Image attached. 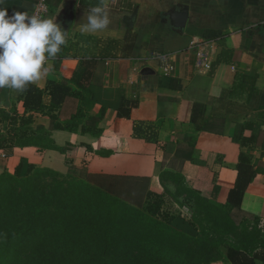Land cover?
<instances>
[{
  "label": "crops",
  "instance_id": "crops-1",
  "mask_svg": "<svg viewBox=\"0 0 264 264\" xmlns=\"http://www.w3.org/2000/svg\"><path fill=\"white\" fill-rule=\"evenodd\" d=\"M41 1V17H56L68 31L67 46L29 84L40 92L39 107L24 108L26 91L0 88V177L19 165L21 176L29 166L62 175L77 169L133 207L159 196L176 208L191 191L225 204L246 173L238 212L264 244V0H105L111 23L95 33L80 25L100 0L3 6L10 16L31 15ZM183 7L186 20L175 28L171 17ZM192 36L217 44L207 74L194 70ZM163 53L173 70L161 65ZM172 224L196 233L180 217Z\"/></svg>",
  "mask_w": 264,
  "mask_h": 264
},
{
  "label": "trees",
  "instance_id": "trees-1",
  "mask_svg": "<svg viewBox=\"0 0 264 264\" xmlns=\"http://www.w3.org/2000/svg\"><path fill=\"white\" fill-rule=\"evenodd\" d=\"M25 91L24 108L32 109L37 105L39 107L40 92L31 85H28ZM28 120L30 119H25L23 123H27ZM141 132L139 127L135 128V133ZM18 143V141L10 142L4 146V149L9 152ZM43 174L61 179L58 182L59 192L55 196V208L46 219L43 217L29 228L23 229L12 222L0 225V243L6 241L4 246H7L14 237L16 238L15 246L9 250H14L13 256L10 260H6L7 264H26L29 259L35 258L32 251L25 254L24 247L21 253L18 249L20 244L25 246L36 244L42 249L48 263L51 261L50 264H62L69 257L74 259V264H82L80 256L84 254L83 246L90 241L98 246V240L107 241L105 249L92 247L85 251V255L92 256L93 261L101 256V264H129V259L126 258L131 254V250H145L146 247H135L138 243L137 234L127 236V249L125 248L127 255L123 256L125 259L119 258L115 251L118 250L115 249L116 245L111 246L112 242L119 239L114 234L118 225L116 220L110 221L117 214L131 213L133 218L129 220L130 223L142 229L147 225V230H151L147 232V237L154 236V239L166 241V243L155 242L154 247L146 250L145 256L151 253L149 258L151 264H213L223 262L225 259L229 264H255L257 258H261L264 264V244L259 238L260 230L255 224L250 223L246 215L238 212L243 190L248 182L246 173L237 176L235 185L227 194L225 204H215L212 202L214 199L210 201L203 193L191 191L181 200H174L176 208L172 203L170 206L165 205L159 196H149L152 198L143 208L132 207L89 183L86 175L77 169L62 175L48 169L29 166L27 172L21 176L19 165L13 174L0 177V185L13 182L29 183ZM216 194L217 190L213 191L211 196L214 198ZM32 203L34 205L33 201ZM184 208H186L185 214L182 213ZM175 217L182 218L195 229L196 233L189 235L173 225L172 221ZM101 218L109 219L106 221L111 226L97 225L99 222H104ZM204 239L208 240L210 247L202 250L200 245ZM222 248L225 249V253ZM136 256L143 257L140 254L133 255ZM40 259L43 258L40 256L36 258L38 261Z\"/></svg>",
  "mask_w": 264,
  "mask_h": 264
},
{
  "label": "clouds",
  "instance_id": "clouds-1",
  "mask_svg": "<svg viewBox=\"0 0 264 264\" xmlns=\"http://www.w3.org/2000/svg\"><path fill=\"white\" fill-rule=\"evenodd\" d=\"M0 0V88L23 92L47 74L45 64L67 46L68 31L56 17L16 11L11 16ZM111 21L105 0L86 14L83 32L107 29Z\"/></svg>",
  "mask_w": 264,
  "mask_h": 264
},
{
  "label": "rangeland",
  "instance_id": "rangeland-1",
  "mask_svg": "<svg viewBox=\"0 0 264 264\" xmlns=\"http://www.w3.org/2000/svg\"><path fill=\"white\" fill-rule=\"evenodd\" d=\"M40 176L41 175H39V178L35 180L33 179L29 183L13 182L8 185L4 183L0 185V225L7 224V222H12V224H17L23 229L26 227L29 228L33 224L41 221L43 217L46 219V216L49 215L51 211H53V209L55 208V196L59 192L58 182H60L61 179L54 176H47L46 174H43L41 177ZM119 200L123 201L122 199ZM32 201L34 202V205ZM131 218H133V213H131L130 215L117 214L112 220L110 218V222L114 220L117 221L116 224L118 226L114 234L116 238H119L118 240L114 241V243L112 242L111 246L113 247L114 245H116L117 248L115 249L118 250L115 251L118 253V257H121L122 259L124 258V255H127V251L125 250L126 245L128 243L127 236H133V234H137L138 243L135 244V247H146V249H132L131 254H128L129 258L127 257L126 259H129V264H151V262L149 261L151 253L148 256H145L144 254L146 250L148 251L149 249L154 247L155 242L166 243V241L160 240L159 238L154 239V236L147 237V232L151 231L147 230V225H144L145 229L134 226L132 223L129 222ZM103 220L104 222H99L97 225L101 224L105 225L106 227L107 225L111 226L110 223L107 222L109 221V219L104 218ZM19 233L21 234V232ZM15 239L16 238L14 237L12 242L9 243L7 246H4L6 241L0 243V263L4 262V264H7L6 260H10L12 258L14 250H9L15 246ZM97 243L99 244L98 246L90 241L89 244H85L86 246H83L82 251H84V254L80 256V263L101 264V256H99V258L93 261L92 256L85 255V251L92 249V247H97L98 249H105L107 245L106 240H98ZM23 247L25 250V254H29L31 251L35 254V258L29 259V262L26 264H50L51 261L48 263L47 258L45 257V254L43 253L42 249L37 247L36 244L27 246H25L24 244H20L18 249H20L19 251L21 253ZM208 247H210V243H208V240H202L200 249L205 250ZM50 253H52V250ZM134 254H140L143 257H133ZM38 256H40V258L42 257L43 259H40V261L36 260ZM68 259L67 261L62 262V264H74V259L72 257H69Z\"/></svg>",
  "mask_w": 264,
  "mask_h": 264
},
{
  "label": "built area",
  "instance_id": "built-area-1",
  "mask_svg": "<svg viewBox=\"0 0 264 264\" xmlns=\"http://www.w3.org/2000/svg\"><path fill=\"white\" fill-rule=\"evenodd\" d=\"M47 11L46 4L41 1L36 4V7L32 14L41 16ZM31 14V15H32ZM188 48L194 53V70L197 73L207 74L211 71L213 67V61L217 54V44L215 41L200 36H192L189 42ZM161 65L171 71L173 70V65L170 63L169 54L163 53L157 55ZM4 157L5 154L1 153ZM186 208L182 210L185 214Z\"/></svg>",
  "mask_w": 264,
  "mask_h": 264
},
{
  "label": "water",
  "instance_id": "water-1",
  "mask_svg": "<svg viewBox=\"0 0 264 264\" xmlns=\"http://www.w3.org/2000/svg\"><path fill=\"white\" fill-rule=\"evenodd\" d=\"M187 14H186V8L183 7L179 14H176V16L171 17V22L172 25L175 26V28H181V26L183 25L184 21L186 20Z\"/></svg>",
  "mask_w": 264,
  "mask_h": 264
}]
</instances>
